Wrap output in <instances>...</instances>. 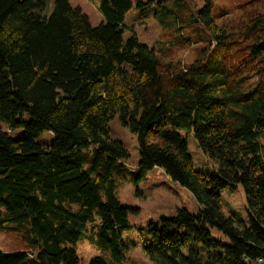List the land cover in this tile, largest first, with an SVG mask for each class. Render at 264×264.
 <instances>
[{
  "label": "trees",
  "instance_id": "1",
  "mask_svg": "<svg viewBox=\"0 0 264 264\" xmlns=\"http://www.w3.org/2000/svg\"><path fill=\"white\" fill-rule=\"evenodd\" d=\"M46 4L0 0V121L7 128L0 129V231L24 243L0 250V264H79L77 244L95 223L93 242L112 260L89 264L123 258L122 231L138 210L117 195L130 158L111 137L117 117L138 137L134 184L160 168L199 206L150 227L149 259L264 264V0H242L237 27L216 25L211 0L190 15L176 0L175 37L201 45L202 58L187 65L163 61L135 34L124 39L132 0H102L98 26L69 0H55L50 14ZM213 51L221 61L211 60ZM18 129L23 134L13 137ZM181 129L217 165L212 176L194 168ZM239 185L248 224L221 206L220 191Z\"/></svg>",
  "mask_w": 264,
  "mask_h": 264
},
{
  "label": "rangeland",
  "instance_id": "2",
  "mask_svg": "<svg viewBox=\"0 0 264 264\" xmlns=\"http://www.w3.org/2000/svg\"><path fill=\"white\" fill-rule=\"evenodd\" d=\"M175 1L132 0L133 7L125 19L124 39L135 34L142 43L154 48L163 61L171 59L182 61L184 65H187L197 57L202 58L199 52L201 45L197 44L196 47V43L190 45L178 42L175 37L176 33L172 26L175 21L173 15ZM183 1H185L189 15L205 4V0ZM69 2L73 7L80 8L87 14L93 26H98L103 21L99 12L102 0H69ZM241 2L242 0H211L216 25L225 27L234 24V27H237L238 18L242 14L239 8ZM54 5L55 0H47L46 14L52 12ZM212 54L211 60L214 63L223 58V54L217 51H213ZM204 57H207L206 54ZM109 127L112 139L123 143L130 154V158L124 162L125 166L118 176V198L124 207L138 210L137 214L130 213L129 215L130 229L122 231V242L126 248L124 256L121 260L114 261V264H154L144 252V247L150 245L152 241L150 227L158 224L163 217H174L180 209L197 213L199 206L189 190L173 182L160 168L150 171L140 183L134 184L133 173L140 161L138 137L123 127L118 117L110 122ZM0 129L7 131L5 124L1 121ZM179 132L188 143L194 168L204 175L212 176L217 170V165L201 150L194 133L188 129H181ZM21 134H23V129L11 132L13 137ZM45 139H48L47 135L42 137V140ZM220 196L224 214L226 216L238 215L243 222L248 224L247 199L243 187L239 185L236 189L227 188L220 191ZM96 226V223L88 226L77 244L79 264H89L92 258L99 256L107 260L111 259L109 252L99 248L93 242V239L97 238ZM212 234L213 238L222 237L217 230H212ZM21 237L14 232L0 231V250L3 252L23 250L24 243ZM190 247L202 252L199 244L191 243Z\"/></svg>",
  "mask_w": 264,
  "mask_h": 264
}]
</instances>
